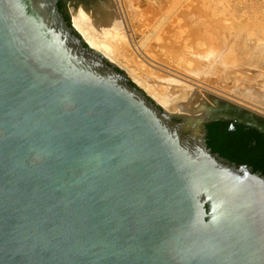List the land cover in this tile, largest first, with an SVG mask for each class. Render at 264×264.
Instances as JSON below:
<instances>
[{"label": "water", "instance_id": "95a60500", "mask_svg": "<svg viewBox=\"0 0 264 264\" xmlns=\"http://www.w3.org/2000/svg\"><path fill=\"white\" fill-rule=\"evenodd\" d=\"M102 7L0 0V264H264V177L206 129L264 119L135 86L73 29Z\"/></svg>", "mask_w": 264, "mask_h": 264}, {"label": "rangeland", "instance_id": "374dc122", "mask_svg": "<svg viewBox=\"0 0 264 264\" xmlns=\"http://www.w3.org/2000/svg\"><path fill=\"white\" fill-rule=\"evenodd\" d=\"M111 2L121 31L96 37L131 83L177 80L264 118V0Z\"/></svg>", "mask_w": 264, "mask_h": 264}, {"label": "trees", "instance_id": "16d2710c", "mask_svg": "<svg viewBox=\"0 0 264 264\" xmlns=\"http://www.w3.org/2000/svg\"><path fill=\"white\" fill-rule=\"evenodd\" d=\"M59 10L61 6L58 4ZM207 145L213 152L234 164L251 167L264 177V138L256 130L236 125L229 132L228 124L212 123L206 127Z\"/></svg>", "mask_w": 264, "mask_h": 264}, {"label": "bare ground", "instance_id": "6f19581e", "mask_svg": "<svg viewBox=\"0 0 264 264\" xmlns=\"http://www.w3.org/2000/svg\"><path fill=\"white\" fill-rule=\"evenodd\" d=\"M67 9L69 12L73 29L76 31V33L80 35V37L83 39L86 45L92 51L102 56L106 61H108L115 67H119L117 62L111 56L106 55L107 48L103 46L101 42H99V40L97 39L99 37H96L98 36L97 32L114 35V34H119V32L121 31L120 20L113 5V2H111V0H103V7L92 12H86L83 10L73 8V14H72V8H67ZM252 52L249 51V53L253 54L252 56L253 58L251 57L252 59H248L249 58L248 57L247 58L248 62L249 60L250 61L252 60L253 62L251 61V63L255 62L256 64L259 63L262 64L263 54L260 51L258 52L252 51ZM230 59H232L231 56ZM233 62H235V60H233ZM257 116L263 118L259 115Z\"/></svg>", "mask_w": 264, "mask_h": 264}, {"label": "flooded vegetation", "instance_id": "af4514ba", "mask_svg": "<svg viewBox=\"0 0 264 264\" xmlns=\"http://www.w3.org/2000/svg\"><path fill=\"white\" fill-rule=\"evenodd\" d=\"M70 0H57V4H59L60 6H61V11H63L64 12V9H65V7L67 6V3L69 2ZM224 123H227L228 124V129H227V131H229V132H232V131H234V129L233 130H231L230 129V127H231V125L233 126V127H235L236 125H240V124H231V123H228V122H224ZM244 126V125H243ZM246 127V126H245ZM247 128H250V127H247ZM251 129H254V128H251ZM254 130H256V129H254ZM257 131V130H256ZM259 134H261L262 136H263V138H264V133H261V132H259V131H257Z\"/></svg>", "mask_w": 264, "mask_h": 264}]
</instances>
